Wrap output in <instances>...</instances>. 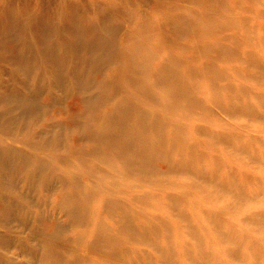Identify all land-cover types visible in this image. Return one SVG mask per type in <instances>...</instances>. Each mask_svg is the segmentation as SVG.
<instances>
[{"label": "bare ground", "instance_id": "6f19581e", "mask_svg": "<svg viewBox=\"0 0 264 264\" xmlns=\"http://www.w3.org/2000/svg\"><path fill=\"white\" fill-rule=\"evenodd\" d=\"M0 264H264V0H0Z\"/></svg>", "mask_w": 264, "mask_h": 264}, {"label": "rangeland", "instance_id": "374dc122", "mask_svg": "<svg viewBox=\"0 0 264 264\" xmlns=\"http://www.w3.org/2000/svg\"><path fill=\"white\" fill-rule=\"evenodd\" d=\"M142 7V6H141ZM147 9H149V10H153L154 9V6L151 4V5H149L148 7H147Z\"/></svg>", "mask_w": 264, "mask_h": 264}]
</instances>
